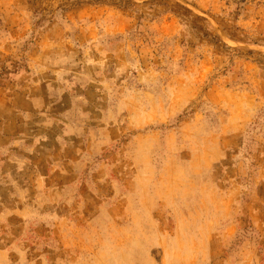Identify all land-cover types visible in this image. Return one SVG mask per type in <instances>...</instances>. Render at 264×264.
I'll list each match as a JSON object with an SVG mask.
<instances>
[{
	"label": "rangeland",
	"instance_id": "374dc122",
	"mask_svg": "<svg viewBox=\"0 0 264 264\" xmlns=\"http://www.w3.org/2000/svg\"><path fill=\"white\" fill-rule=\"evenodd\" d=\"M0 264H264V0H0Z\"/></svg>",
	"mask_w": 264,
	"mask_h": 264
}]
</instances>
